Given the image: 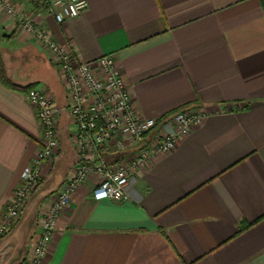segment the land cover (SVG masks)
Masks as SVG:
<instances>
[{"label":"crops","instance_id":"obj_1","mask_svg":"<svg viewBox=\"0 0 264 264\" xmlns=\"http://www.w3.org/2000/svg\"><path fill=\"white\" fill-rule=\"evenodd\" d=\"M45 1V0H44ZM48 1L13 0L78 62L114 55L144 118L148 143L181 112L201 124L167 154L131 172L127 200L95 202L89 174L61 214L42 264H264V0H87L57 24ZM0 56L7 79L42 90L57 110L59 151L40 167V184L0 239V264H25L37 219L81 160L66 90L43 49L0 8ZM26 92L0 83V220L21 173L42 146ZM105 146L109 165L137 148Z\"/></svg>","mask_w":264,"mask_h":264},{"label":"built area","instance_id":"obj_2","mask_svg":"<svg viewBox=\"0 0 264 264\" xmlns=\"http://www.w3.org/2000/svg\"><path fill=\"white\" fill-rule=\"evenodd\" d=\"M0 8L15 28L28 41L39 45L55 64L66 90L68 110L74 130L70 133L72 147L81 164L42 209L37 219L39 233L31 245L25 264H42L61 214L69 207L72 197L89 174L102 179L92 192V200L101 202L127 200L126 187L132 171L145 167L155 154H167L177 143L197 128L205 114L181 112L172 129L161 133L148 143L145 138L156 126L155 119L142 117L119 72L114 55H106L90 62H78L70 51L58 44L49 32L21 11L13 0H0ZM88 8L87 0H49L48 10L57 24L78 17ZM42 129V146L32 166L21 173V185L16 188L0 220V239L18 222L27 201L40 184V167L52 160L59 151L57 139V110L51 99L40 89L26 93ZM120 136V147L130 144L137 148L131 163L109 165L105 146Z\"/></svg>","mask_w":264,"mask_h":264},{"label":"trees","instance_id":"obj_3","mask_svg":"<svg viewBox=\"0 0 264 264\" xmlns=\"http://www.w3.org/2000/svg\"><path fill=\"white\" fill-rule=\"evenodd\" d=\"M43 1V3L46 2V0H41ZM0 83L7 89H10V90H16V91H24L26 93H28L31 89H33V86H28V87H19V86H16L14 85L13 83H11L7 77H6V74H5V70H4V65H3V61L1 59V56H0ZM264 218V216L258 218L257 220H255L253 223H250V224H246V225H242V227L240 228V231H243L245 229H247L248 227L252 226L254 223H257L259 222L260 220H262Z\"/></svg>","mask_w":264,"mask_h":264}]
</instances>
